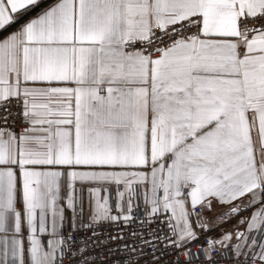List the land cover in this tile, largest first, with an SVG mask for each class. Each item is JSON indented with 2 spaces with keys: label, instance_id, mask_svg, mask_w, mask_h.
Listing matches in <instances>:
<instances>
[{
  "label": "snow or ice",
  "instance_id": "6c2138e0",
  "mask_svg": "<svg viewBox=\"0 0 264 264\" xmlns=\"http://www.w3.org/2000/svg\"><path fill=\"white\" fill-rule=\"evenodd\" d=\"M0 264H264V0H0Z\"/></svg>",
  "mask_w": 264,
  "mask_h": 264
}]
</instances>
